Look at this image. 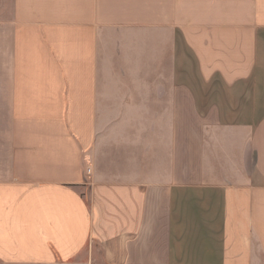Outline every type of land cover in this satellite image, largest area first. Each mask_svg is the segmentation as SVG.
I'll list each match as a JSON object with an SVG mask.
<instances>
[{
	"label": "crops",
	"instance_id": "crops-1",
	"mask_svg": "<svg viewBox=\"0 0 264 264\" xmlns=\"http://www.w3.org/2000/svg\"><path fill=\"white\" fill-rule=\"evenodd\" d=\"M263 79L264 0H0V264H264Z\"/></svg>",
	"mask_w": 264,
	"mask_h": 264
},
{
	"label": "rangeland",
	"instance_id": "rangeland-1",
	"mask_svg": "<svg viewBox=\"0 0 264 264\" xmlns=\"http://www.w3.org/2000/svg\"><path fill=\"white\" fill-rule=\"evenodd\" d=\"M262 90H264V79L262 81ZM145 95V94H144ZM263 100H264V94H263ZM264 102V101H263ZM155 103H112L111 104V114L113 118V124H111V128L118 126L117 124L120 122L114 121L117 117L123 118L124 116L127 117L126 119H130L128 116H131V120H127L129 125L132 126L133 121L135 118H140V123L137 125L136 129L143 130V134L145 138H143L144 146L148 145V143L152 144L153 142H157L156 148L158 150H162L165 144V141L159 139L160 141H152L151 140V132L156 133L158 132V136H160L165 133L164 129L159 128L158 131H156L153 127L154 124H151V119L154 118V115H156V107ZM260 112H264V103H258ZM159 109H162V104H159ZM166 116V114L164 115ZM143 117V118H142ZM143 120V124L141 123ZM135 124V123H134ZM136 125V124H135ZM152 125V126H151ZM113 130V129H112ZM167 129H165L166 131ZM167 133V131H166ZM167 135V134H166ZM152 149V147H148L147 152L149 153Z\"/></svg>",
	"mask_w": 264,
	"mask_h": 264
}]
</instances>
